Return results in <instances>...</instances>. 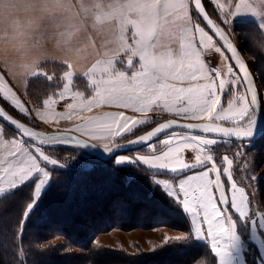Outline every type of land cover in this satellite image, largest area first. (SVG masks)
<instances>
[{"label":"snow or ice","instance_id":"snow-or-ice-1","mask_svg":"<svg viewBox=\"0 0 264 264\" xmlns=\"http://www.w3.org/2000/svg\"><path fill=\"white\" fill-rule=\"evenodd\" d=\"M193 4L198 15L193 13ZM236 7L239 8V5ZM216 9H219L224 23H231L229 17H233V13H225L223 4H216ZM126 11L129 18L127 26H132L131 47L123 53L127 57V68L118 71L114 60L88 70L85 76L94 93L88 99L81 91H71L73 71L69 67L61 78L62 90L48 96L43 101V108L34 104L32 111L44 123L63 119L64 114L55 113L53 105L57 97L64 99L70 96L79 102L68 105L73 110L68 118L78 114L77 109L79 112L90 111L102 102L131 107L133 111L142 113L143 118L135 120L122 113L100 119L90 118L84 125L73 129L88 137V140H83L66 132L45 134L36 131L0 105V118L7 120L17 130L15 134H9L0 125V141L8 145L0 154V193L15 189L35 176L34 194L38 196L42 186L50 179L45 166L57 163L54 154L49 151L57 144L100 147L101 144L96 143L100 141L107 153L124 144L122 140L137 126L151 121L149 113L169 111L182 119L202 120L205 123L200 125L178 124L172 120L158 123L153 131L138 139L128 140L127 144H144L151 149L149 141L174 127L199 128L204 134L211 135L172 132L163 141L164 149H153L135 157H119L116 163L139 161L148 169L169 173L167 178H157L155 183L189 215L192 232L180 233L171 238L166 236L164 242H180L189 237L211 242L212 251L219 257V264H226L229 249L237 236L232 213H237L242 221L247 220L250 226L262 229L264 214H261L257 225L254 216L249 214L250 205L245 192L235 183L231 185V200L226 198L222 173L231 178L233 165H238L242 158L246 163V158L237 146L234 155L225 154L221 159L214 153L213 145L219 142L215 137L243 139L252 134L251 113L260 93L238 49L225 29L211 18L213 15L204 0H128ZM261 11H264V6ZM200 17L231 52L230 58L222 54L219 67L202 58L204 49H215L216 53H221V48L213 43V35L201 26ZM177 21L179 31L171 32L169 36L179 38L178 56L161 40L166 31L165 25ZM162 48L166 50L162 51ZM136 57L139 60L138 67L134 59ZM229 60L235 61V67ZM42 75L49 82L55 79L47 73ZM225 93H228L226 100ZM0 95L22 116L31 119L32 111L3 82L0 83ZM187 150H191L194 156L187 157ZM204 225H207L206 232Z\"/></svg>","mask_w":264,"mask_h":264},{"label":"rangeland","instance_id":"rangeland-1","mask_svg":"<svg viewBox=\"0 0 264 264\" xmlns=\"http://www.w3.org/2000/svg\"><path fill=\"white\" fill-rule=\"evenodd\" d=\"M75 6L72 3H68L66 5L68 14L80 13L84 15L85 18V26H86V37H85V48L87 51H95L94 53L89 54L90 60L86 62L83 66L82 70H74L69 63L63 62H44L39 65L40 70L36 71L37 75H42L43 73H47L48 75H53L55 77L54 81L49 82L42 75V80L33 79L26 80V86H14L16 96L24 103L25 107L30 111L33 109L34 104H38L41 108H43V101L48 98V96L53 95L54 93L62 90V81L61 78L65 71L69 70V67L73 71V82L71 86V91H81L84 93L85 97L90 99L94 93L89 86V79L85 76V73L97 66H102L112 61L116 60L114 66L118 71H123L127 68V57L123 55L124 51L131 47V35H132V26L128 25L129 18L126 11V5L128 0H74ZM80 2V4H77ZM207 2V1H206ZM208 4V3H207ZM76 8H78L76 10ZM193 10V8H192ZM193 13L195 11L193 10ZM134 15V14H131ZM179 21L175 23H169L165 25V34L161 37L162 43L166 44L168 48L174 50V53L178 56L180 52V41L178 37H171L169 33L178 32L179 31ZM201 26L205 28V30L209 33L206 27L201 23ZM235 25L224 26L227 35L230 40L233 42V45L236 46L244 55V58L249 63L251 71L254 77L257 80V86L260 93V97L262 100V105L264 108V80L262 79L259 67V55L264 57V54H257V52H253V48H260L261 51H264V44L259 43L252 48V50L248 51L244 50L243 45L245 40L248 37L246 33H240L237 31ZM210 34V33H209ZM211 35V34H210ZM196 43H199V37L196 38ZM213 43L217 44L221 48V46L213 40ZM166 50V49H161ZM223 56L227 57L221 48V53H216L215 49H204L203 50V59L208 60L211 64L216 67H219ZM136 65L138 67L139 60L138 57L134 58ZM231 64V62L229 61ZM232 65V64H231ZM233 66V65H232ZM4 72L3 69H0V83H4L7 87H10L14 90L10 83L5 80L2 75ZM130 74V73H129ZM17 83V82H16ZM15 82L12 85H16ZM37 84L41 86H37ZM51 84V85H50ZM43 90L42 93H36L35 90ZM12 90V91H13ZM228 93H225V100L227 99ZM0 101L5 105V107L9 110V113L12 114L17 119L22 122L35 127L39 130L45 132H55V131H69L76 133L86 139L88 137L82 135L81 133L73 131L77 126H82L85 124L86 120L90 118H103L108 115H116L123 114V116L131 117L135 120L142 119L143 114L140 112L133 111L131 107L124 108L120 107L115 103H100L94 107L90 111L79 112L78 114H72L71 118H68L71 113H73L72 109L68 108L69 104H78V99L74 101L70 96L65 97L64 99L56 98V103L53 105L54 112L57 114L63 113L65 118L59 120H51L49 123H44L39 118H37L34 111H32L31 119L28 117L22 116L11 104L5 101L0 95ZM148 115L152 116V120L137 126L132 133L127 134V138L122 140L126 142L134 137L140 136L149 130L153 129L158 123L169 119L174 118L183 121H202V120H191V119H182L176 116L175 112L169 111H161L159 113H149ZM252 120V128L255 126L254 121L256 122V113L253 109L251 113ZM254 124V126H253ZM5 130L9 134H15L14 131L9 129L7 126L0 122ZM172 132H180L183 134H192L188 132H182L178 130L168 131L163 134L158 140L152 145V148L144 147L139 150L126 152L123 154H119L116 157L112 158L111 165L114 167H123L130 170V173L133 171L134 175L140 173H146L148 176L149 183L152 187L156 189L159 195L162 197H166L174 206L178 207L181 211L183 209L180 207L178 203H176L173 199H171L162 189L158 183H155L157 178H167L169 173L158 170H151L146 168L139 161H134L131 163L123 162L117 164L116 161L119 157L127 156V157H135L136 155H143L147 152L155 150L164 149L163 141L170 135ZM198 135V134H194ZM217 139V138H216ZM219 142L213 145V151L216 156L222 157L227 154L229 156L235 154V150L237 146H239L240 150L243 152L244 157L246 158V163L242 158L239 164H234L233 169L231 171V178L229 175L222 173V184L225 186L227 193L226 198L230 201L232 198V187L231 185L235 183L238 187L243 189L246 194L247 200L249 202V214L253 215L257 221V225L260 222L261 214H264V155L262 157L258 156L256 158L255 153L252 149V144L250 142H237V141H229L223 139H217ZM233 142H236L234 144ZM96 143L101 144L100 141H96ZM8 145H5L3 141H0V154H2L5 148ZM54 154V159L57 161L56 164L46 165V170L50 174V179L42 186L38 196L34 194V188L36 183V177L34 176L27 182L21 184L15 189L5 191L0 193V198L8 193H12L19 188L30 185V188H33V192L31 194V200L27 204L25 211L21 217V225L18 230L17 236L14 237L13 245H14V254L18 258V262L24 264L27 260L26 253L30 250L32 245L23 241V226L29 219L33 210L38 206L41 197L47 190L50 182L55 177L56 170H65V171H89L100 165L99 161L96 160V157L91 156L86 153L82 148L77 145H70L56 149H49ZM185 155L187 157H193L194 153L191 150H187ZM100 160V159H99ZM226 166V165H225ZM144 169V172L142 171ZM146 171V172H145ZM253 176L255 179H253ZM217 197L219 193L216 194ZM29 205H31L29 209ZM223 205H221L222 207ZM184 212V211H183ZM185 213V212H184ZM186 214V213H185ZM234 220L236 223V239L233 241L231 248L229 249V256L227 257L226 264H264V229L260 227L250 226L247 220H241L238 217V214L233 212ZM190 225V232H192V223L188 214H186ZM202 218V214H201ZM4 220H7L4 217ZM24 223V224H23ZM23 224V225H22ZM103 225L98 228L100 233L96 235L95 244L98 246L109 247L113 249H121L127 252H136L137 249L143 252H150L154 248L158 247V245L165 243L164 237H175L179 235L180 231L170 229L167 227H157L152 230H143V229H135L130 231H123L119 229H111V230H102ZM204 230L206 232L207 225H204ZM250 243V251L245 256V252L248 247H246L244 238ZM198 242L205 243L208 245L212 254L216 259V264H219V257L212 251L211 242L206 243L203 240L194 239ZM65 241L64 237L57 236L54 237L48 243H44V247L48 246V244L57 245L59 243H63ZM249 249V248H248ZM68 252L71 255L81 256L85 253L78 248H68ZM247 259V260H246ZM88 264V263H87Z\"/></svg>","mask_w":264,"mask_h":264},{"label":"trees","instance_id":"trees-1","mask_svg":"<svg viewBox=\"0 0 264 264\" xmlns=\"http://www.w3.org/2000/svg\"><path fill=\"white\" fill-rule=\"evenodd\" d=\"M204 2L208 5L206 0ZM208 10L211 12L209 5ZM234 25L240 33L248 34L244 50H252L258 42L264 44V35L254 23ZM253 52L264 54L260 48H253ZM258 63L264 80L263 56L259 55ZM32 79L45 81L42 76ZM41 91L40 96L44 91L35 90L38 94ZM0 104L9 112L1 101ZM250 143L256 158L262 157L264 134ZM96 160L100 165L93 170L55 171L38 206L23 223L22 240L32 245L24 264H216L208 245L191 237L180 242L162 243L150 252L138 249L127 252L96 245L95 238L102 225V230H152L162 226L191 233L186 214L158 194L146 173L134 175L127 168L114 167L112 159ZM32 192L33 188L26 185L0 198V264H21L14 254L12 240L18 234ZM57 236L64 237L65 241L43 246ZM244 241L249 248L245 252L247 257L250 243L245 238ZM68 248H78L85 254L71 255L67 253Z\"/></svg>","mask_w":264,"mask_h":264},{"label":"crops","instance_id":"crops-1","mask_svg":"<svg viewBox=\"0 0 264 264\" xmlns=\"http://www.w3.org/2000/svg\"><path fill=\"white\" fill-rule=\"evenodd\" d=\"M206 1L213 15L211 18L222 27L252 22L264 35V11H261L264 0H215V3L213 0ZM68 3L75 6L74 0H43L42 13L26 36L0 30V69L4 70L2 75L10 86L14 88V86L22 85L24 90L26 83L21 84L19 78L22 72H24L25 81L28 78L27 72L24 71L25 65L35 63L39 68V65L44 62L67 63L65 61L68 58L53 48V44L57 42L65 51L80 58L79 63L82 68L90 60L89 54L95 51L86 52L84 15L78 12L68 14L66 7ZM216 4H223L225 13L234 14L233 17H229L231 23H224L219 9H216ZM236 5H239V8ZM36 74V72L32 73L34 76ZM13 82H17L16 85H12Z\"/></svg>","mask_w":264,"mask_h":264},{"label":"water","instance_id":"water-1","mask_svg":"<svg viewBox=\"0 0 264 264\" xmlns=\"http://www.w3.org/2000/svg\"><path fill=\"white\" fill-rule=\"evenodd\" d=\"M192 8L194 10V4L192 5ZM196 14L198 15V13H196ZM200 20L203 23V25L206 27V29L209 31V33L211 35H213V37L216 40V42L221 46V48L223 49V51L226 54V56L228 58H230L231 57V52L224 46L223 41H220L218 37H215V34L212 32L211 27L207 25L206 21H203V17H200ZM238 52L240 53V56H241V59L243 60V62L247 65L248 70L250 71V73L252 75V78L254 79V84L256 86L257 92L259 93L258 86H257V80H256V78L254 77V75H253V73L251 71L249 63L246 61V59L244 58L243 53L239 49H238ZM229 61L231 62L233 67H235V61L234 60H229ZM236 71L239 72V69L236 68ZM254 111L256 113V126L252 129V134L250 136L245 137L243 139H237V138H234V137H227V138L215 137V138L223 139V140H229V141H237V142H253V141L261 138L263 136V134H264V108H263V105H262V100H261L260 94H258V96H257V103L254 106ZM169 120H172V121H174V122H176L178 124H187V125H200V124L205 123V121H183V120H178V119H174V118L166 119V120H164V121H162L160 123H164V122H167ZM0 122L16 133L17 130L10 123H8L7 120H5L3 118H0ZM22 123H24V122H22ZM26 125L28 127H30V128H33L36 131L43 132L45 134H58V133L66 132L67 134L72 135V136H74V137H76L78 139L88 140V139H86V138H84V137H82V136H80V135H78L76 133L69 132V131L45 132V131L39 130V129L35 128V127H32V126H30L28 124H26ZM157 126H155L153 129L149 130L148 132L153 131ZM173 130H178V131L188 132V133L198 134V135H211V134H204L203 132H201L199 130V128H193V129L182 128L181 129V128H175L174 127L172 129H167V130L159 133L156 137H154L151 141H149L148 144L150 145V144L154 143L163 134H165L168 131H173ZM148 132H146V133H144L142 135H146ZM142 135H140V136H142ZM138 138H139V136L134 137L133 139H130V140H135V139H138ZM89 143H92V141L89 140ZM123 143L124 144L118 146L116 149H114V150H112L110 152H107V153L103 150V147H101V146L99 147V146L87 145V146H78V147L82 148L86 153L90 154L91 156H94V157H96V158H98L100 160H103V161H108V160L116 157L119 154H123V153L130 152V151H135V150H139V149H142L144 147H147L144 144H127L128 141L123 142ZM70 145H72V144H66V143L57 144L54 147H52L51 149L61 148V147L70 146Z\"/></svg>","mask_w":264,"mask_h":264},{"label":"clouds","instance_id":"clouds-1","mask_svg":"<svg viewBox=\"0 0 264 264\" xmlns=\"http://www.w3.org/2000/svg\"><path fill=\"white\" fill-rule=\"evenodd\" d=\"M43 0H0V30H6L19 36H26L28 30L32 28L42 13ZM53 48L60 51L65 61L70 63L74 70H82L80 66V58L71 55L60 47L59 43L53 44ZM24 71L27 72L28 79L34 78L32 73L42 71L38 69L35 63L25 65ZM19 82L26 83L24 72L20 74Z\"/></svg>","mask_w":264,"mask_h":264},{"label":"bare ground","instance_id":"bare-ground-1","mask_svg":"<svg viewBox=\"0 0 264 264\" xmlns=\"http://www.w3.org/2000/svg\"><path fill=\"white\" fill-rule=\"evenodd\" d=\"M254 124H255V126H256V122H255V121H254ZM254 124H253V126H254ZM255 126H254V127H255ZM254 127H253V128H254ZM253 128H252V129H253Z\"/></svg>","mask_w":264,"mask_h":264}]
</instances>
